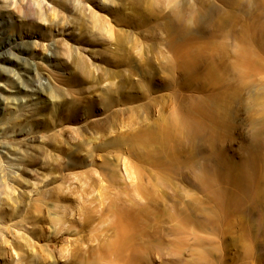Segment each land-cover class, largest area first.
<instances>
[{"label": "clouds", "instance_id": "9594fccd", "mask_svg": "<svg viewBox=\"0 0 264 264\" xmlns=\"http://www.w3.org/2000/svg\"><path fill=\"white\" fill-rule=\"evenodd\" d=\"M0 264H264V0H0Z\"/></svg>", "mask_w": 264, "mask_h": 264}]
</instances>
